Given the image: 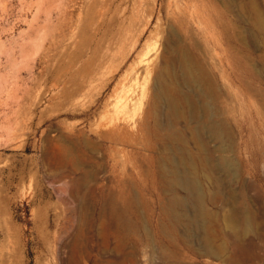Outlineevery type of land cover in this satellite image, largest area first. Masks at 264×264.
Masks as SVG:
<instances>
[{
	"label": "rangeland",
	"instance_id": "obj_1",
	"mask_svg": "<svg viewBox=\"0 0 264 264\" xmlns=\"http://www.w3.org/2000/svg\"><path fill=\"white\" fill-rule=\"evenodd\" d=\"M260 22L264 0H0V264H264ZM174 164L200 172L217 255Z\"/></svg>",
	"mask_w": 264,
	"mask_h": 264
},
{
	"label": "bare ground",
	"instance_id": "obj_2",
	"mask_svg": "<svg viewBox=\"0 0 264 264\" xmlns=\"http://www.w3.org/2000/svg\"><path fill=\"white\" fill-rule=\"evenodd\" d=\"M259 24V26L263 29L264 26L262 23L260 22ZM181 59L184 66L183 69L185 76L189 80L192 78H196L194 80H197V78L202 76L201 73H198V71L195 69L187 55L183 54ZM174 91L175 89H172L171 86L165 83H163L161 86V96L166 98L170 108L176 111L177 102L173 98ZM214 127V131L217 134L215 136L220 137L221 140L223 138L224 141H227L223 142L226 143L224 144V146L226 145L225 150L228 149L229 146H231V143L228 142L231 136L225 132V129L219 124L215 125ZM222 160L226 164L230 162V159L227 156H224ZM189 169H183L181 166H179V164L173 165V175L170 177L168 182L170 191L183 190L187 193V196L186 198H183L177 195L172 201V206L175 212L178 213L179 216L184 219V221H186L191 228L197 229L200 232V236L207 243V251L213 255H217L219 251L212 246V242L218 239L221 240L220 250H226L228 248V242H226V236L224 234H219L218 230L209 224L212 223V221H214L215 224L217 217L215 218L214 213L209 211L206 207L207 192L200 179V172L196 169ZM251 217L252 216L249 215L240 221L239 219H235L232 222L230 220V229H234L236 235L243 237L244 234L246 235L248 232L253 230Z\"/></svg>",
	"mask_w": 264,
	"mask_h": 264
},
{
	"label": "crops",
	"instance_id": "obj_3",
	"mask_svg": "<svg viewBox=\"0 0 264 264\" xmlns=\"http://www.w3.org/2000/svg\"><path fill=\"white\" fill-rule=\"evenodd\" d=\"M248 244V243H247ZM248 245H246V247H247ZM237 264H239V263H237Z\"/></svg>",
	"mask_w": 264,
	"mask_h": 264
}]
</instances>
